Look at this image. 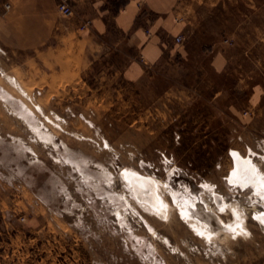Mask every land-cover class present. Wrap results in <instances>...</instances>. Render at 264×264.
<instances>
[{
	"label": "rangeland",
	"instance_id": "obj_1",
	"mask_svg": "<svg viewBox=\"0 0 264 264\" xmlns=\"http://www.w3.org/2000/svg\"><path fill=\"white\" fill-rule=\"evenodd\" d=\"M182 1L189 55L130 82L115 53L37 46L0 0V264H264V192L230 180L232 152L264 174V0ZM126 168L156 179L168 216L135 198ZM175 194L215 209L219 194L226 222L234 201L245 229L207 240Z\"/></svg>",
	"mask_w": 264,
	"mask_h": 264
},
{
	"label": "crops",
	"instance_id": "obj_2",
	"mask_svg": "<svg viewBox=\"0 0 264 264\" xmlns=\"http://www.w3.org/2000/svg\"><path fill=\"white\" fill-rule=\"evenodd\" d=\"M60 3L71 7L70 16L58 10ZM10 4L12 13L23 15L25 33L37 31V46L48 44L52 38L57 46L70 40L73 47L86 49L84 56L90 63L115 53L121 76L130 82L156 73L190 53L187 1L10 0ZM86 20L89 25L80 28ZM177 35H182V43H175ZM27 45L31 47L30 42ZM221 52L212 62L217 70H222L226 63ZM256 94L254 90V95L259 96Z\"/></svg>",
	"mask_w": 264,
	"mask_h": 264
},
{
	"label": "bare ground",
	"instance_id": "obj_3",
	"mask_svg": "<svg viewBox=\"0 0 264 264\" xmlns=\"http://www.w3.org/2000/svg\"><path fill=\"white\" fill-rule=\"evenodd\" d=\"M5 75V73H3ZM7 75H9L7 73ZM6 75V76H7ZM5 76V77H6ZM10 76V75H9ZM14 77V76H13ZM14 79V78H13ZM16 79V78H15ZM15 81V80H14ZM14 84H16V82H14ZM13 85V84H12ZM3 88V86H2ZM4 90V89H2ZM18 91V90H17ZM21 91V90H19ZM4 93V92H3ZM20 93V92H19ZM1 94V92H0ZM5 94V93H4ZM24 94V93H23ZM21 94V95H23ZM3 95V94H2ZM11 95V94H10ZM4 96V95H3ZM2 96V99H4ZM30 96V95H29ZM6 97V96H5ZM30 98V97H29ZM7 97L4 99L6 100ZM31 99V98H30ZM9 100V99H8ZM8 102V101H7ZM6 102V103H7ZM24 103H26L24 101ZM23 105V104H22ZM8 106V105H7ZM24 106V105H23ZM27 107V106H26ZM38 107V106H37ZM40 107V105H39ZM23 108V107H22ZM29 108V107H28ZM31 108V107H30ZM38 109V108H37ZM32 110V108H31ZM44 110V109H43ZM26 111V110H24ZM28 111V110H27ZM19 113H22L21 111H18ZM17 112V113H18ZM32 112V111H31ZM18 113V114H19ZM30 113V112H29ZM27 113V114H29ZM41 113V112H40ZM43 113V111H42ZM33 115V113H32ZM22 116V115H21ZM32 117V116H31ZM36 117V116H35ZM38 117V116H37ZM29 118V117H28ZM26 118V119H28ZM39 118V117H38ZM25 119V118H24ZM29 119H34V117L29 118ZM28 119V121H29ZM36 119V118H35ZM48 120V119H47ZM50 121L52 119H49ZM27 121V120H26ZM31 121L34 120H30V124ZM42 122V121H41ZM45 122V121H44ZM55 121H52V123ZM40 123V122H39ZM57 123V122H56ZM55 123V124H56ZM36 124V123H35ZM33 125V124H31ZM57 125V124H56ZM59 125V124H58ZM40 126V125H39ZM60 126V125H59ZM31 127V126H30ZM32 129H34L32 127ZM39 129V128H38ZM47 129V128H46ZM37 130V129H36ZM41 130V129H40ZM45 132V130H42ZM36 132V131H35ZM38 132V130H37ZM40 132V131H39ZM42 132V133H44ZM46 133V132H45ZM44 133V134H45ZM36 135H38L36 133ZM41 135V134H39ZM47 135V134H46ZM42 136V135H41ZM40 136V137H41ZM39 137V136H38ZM44 138V136H42ZM45 139V138H44ZM47 139V138H46ZM48 140V139H47ZM46 140V141H47ZM51 140V139H50ZM65 143V142H63ZM63 146V145H62ZM233 157H234V168L232 169V171L230 172L231 174V182H237L239 183V185H246V184H250V186L252 185L253 189L255 190V192H264V174L257 171V168L255 166V164L252 162L253 159L251 160L250 157H242L239 154H237L236 152H232ZM252 156V155H251ZM262 157V155H261ZM264 157V156H263ZM72 159V158H71ZM264 159V158H263ZM262 159V160H263ZM67 160V158H66ZM76 162V161H75ZM78 164V163H77ZM79 165V164H78ZM107 175V174H105ZM121 175H123V178L128 182L130 188L132 189L135 198L137 197V199L139 200V202H141L145 207H147L149 210L155 212L158 216H162V217H166L168 216L169 211L171 210V208L173 207L172 205H170L168 202H166L165 200H163L160 196V193L162 192V188L159 185V183L156 181V179H154L153 177H149V176H144L141 175L131 169H124L121 173ZM106 177V176H105ZM230 177V176H229ZM165 183V182H164ZM164 185V184H163ZM167 185V184H166ZM206 185V184H205ZM233 185V184H232ZM236 185V184H235ZM191 186V185H189ZM212 186V185H211ZM206 187V186H205ZM235 187V186H234ZM240 187V186H239ZM239 187H237L239 189ZM190 188V187H189ZM209 188V187H208ZM242 188V187H241ZM249 188V187H248ZM183 189V188H182ZM185 189V187H184ZM244 189V188H243ZM204 190V188H203ZM178 191V190H177ZM180 191V190H179ZM184 193H186V190H183ZM183 191L181 190L182 193H178V194H183ZM189 191V189H188ZM194 195H196L198 192L200 193L202 191L201 187H197V186H193L190 190ZM235 191V190H234ZM251 191V190H250ZM253 192V191H252ZM129 193V192H128ZM215 193V192H214ZM213 194V193H212ZM238 194V193H237ZM235 193V195H237ZM256 194V193H255ZM264 194V193H262ZM111 195V194H110ZM211 195V194H210ZM219 195V194H218ZM218 195H213L214 196V202L216 204H219L218 208H214L213 206L207 204V203H203L199 200L198 197H196L195 199H189L183 196L182 197H178L175 194V202L177 204L178 207V211H180V213L186 218V220L194 226V228L200 232L202 235H204L205 237H207L209 240V238H213L216 235H218L219 233H221V231H223L224 233H227L228 231H235V232H242L245 228H243V214H241L242 209L238 208L237 203L233 201V203L229 204L227 207H229V210L231 211V213H233L234 215V220L233 221H229L226 222L222 219V217L220 216V212H222L223 210V206L227 205L223 200V202L221 201L220 197ZM251 195V194H250ZM253 195V193H252ZM114 196V194H113ZM254 196V195H253ZM256 196V195H255ZM261 196V195H259ZM110 197V196H109ZM236 197V196H235ZM234 197V198H235ZM250 197V196H249ZM264 197V196H262ZM111 198V197H110ZM202 199H204L201 196ZM255 198V197H253ZM223 199V198H222ZM234 200V199H233ZM260 200V199H258ZM232 202V201H231ZM241 202V201H239ZM254 202V201H253ZM263 202V201H261ZM260 202V203H261ZM214 203V204H215ZM139 204V203H138ZM213 204V205H214ZM239 204V203H238ZM133 205V204H131ZM140 205V204H139ZM254 205V203H253ZM241 206V205H240ZM243 206V205H242ZM252 207V206H251ZM122 208V207H121ZM254 208V207H253ZM252 209V208H251ZM255 209V208H254ZM253 209V210H254ZM220 210V212H219ZM222 210V211H221ZM226 210V209H225ZM245 210V209H244ZM147 211V210H146ZM230 211L228 213H230ZM247 211V210H246ZM217 212V213H216ZM224 212V211H223ZM256 212V211H255ZM117 213V212H116ZM245 213V212H244ZM258 214V213H256ZM264 214V213H263ZM232 215V216H233ZM246 217V215H244ZM241 217V218H239ZM231 219V217H230ZM233 219V218H232ZM231 219V220H232ZM256 219V218H255ZM263 220V219H262ZM125 221V220H123ZM262 222V221H260ZM124 223V222H123ZM147 224V223H146ZM149 227V226H148ZM153 227H150V229ZM247 228V227H246ZM264 230V229H263ZM154 232V230H152ZM195 231V230H194ZM245 232V231H244ZM249 232V230L247 231V233ZM229 233H227L228 235ZM234 234V233H232ZM246 234V233H245ZM226 235V236H227ZM237 235V233L235 234ZM241 235V234H240ZM247 235V234H246ZM225 236V237H226ZM231 236V234H230ZM203 237V236H202ZM218 238V237H217ZM222 238V237H221ZM206 239V238H205ZM220 239V238H219ZM224 240V239H222ZM215 241V240H214Z\"/></svg>",
	"mask_w": 264,
	"mask_h": 264
},
{
	"label": "built area",
	"instance_id": "obj_4",
	"mask_svg": "<svg viewBox=\"0 0 264 264\" xmlns=\"http://www.w3.org/2000/svg\"><path fill=\"white\" fill-rule=\"evenodd\" d=\"M58 10L65 16H70L72 14V9L70 6L66 5L65 3H60L58 5ZM89 25V21L86 20L84 23H82V25L80 26V28H85ZM174 41L175 43H182L183 42V37L182 35H177L174 37Z\"/></svg>",
	"mask_w": 264,
	"mask_h": 264
}]
</instances>
